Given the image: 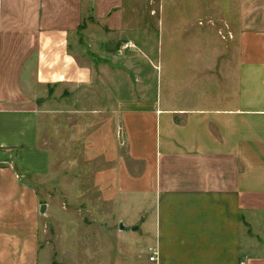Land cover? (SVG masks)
I'll return each instance as SVG.
<instances>
[{"label": "crops", "instance_id": "obj_1", "mask_svg": "<svg viewBox=\"0 0 264 264\" xmlns=\"http://www.w3.org/2000/svg\"><path fill=\"white\" fill-rule=\"evenodd\" d=\"M155 2L0 0V149L18 154L0 168V264H46L43 202L26 180L50 173L38 146L51 90L93 82V67L77 58L91 18L103 43L124 40L116 51L125 42L139 48L134 39L150 51L155 33L159 57L155 92L141 82L119 106L128 155L141 171L132 176L123 161L115 170V209L128 207L117 237L136 249L100 264H264V0H157L159 16L149 22L146 5ZM220 30L230 39L213 42ZM149 247L158 248L157 262Z\"/></svg>", "mask_w": 264, "mask_h": 264}, {"label": "rangeland", "instance_id": "obj_2", "mask_svg": "<svg viewBox=\"0 0 264 264\" xmlns=\"http://www.w3.org/2000/svg\"><path fill=\"white\" fill-rule=\"evenodd\" d=\"M229 1L206 0V5L218 7L225 3V6ZM157 3L156 0L153 5H146L149 22L150 17L159 16ZM139 5L145 8L144 4ZM234 9L235 6L227 14H235ZM170 14L174 12L168 8L167 15ZM99 28L93 18L84 20V49L77 57L84 66L93 67L92 84L78 92L64 94V91L51 90L49 94L53 95L51 113L40 123L38 147L51 158L50 173L46 178L26 180L36 188L45 205L39 243L46 264H100L107 254L111 258L117 252L129 253L136 249L117 237L119 213L128 207L120 201L121 211L115 209L114 197L115 201L122 198L114 196L115 170L123 161L132 176H138L141 171V163L132 161L128 155L119 106L131 98L141 82L151 81L155 92L153 63L158 65L157 40L155 33L149 35L150 51L134 39L139 48L118 53L116 50L124 40L107 45L103 43L105 32ZM228 33L220 30L218 39L213 35L212 41L230 39ZM127 61L132 64H124ZM137 61L146 64L147 74L143 68L139 71ZM17 155L0 149V168L15 163ZM137 180L127 183L137 188ZM132 199L136 207L139 200ZM129 212L130 218H134L136 214ZM135 240L131 244L138 246L140 241L137 237Z\"/></svg>", "mask_w": 264, "mask_h": 264}, {"label": "built area", "instance_id": "obj_3", "mask_svg": "<svg viewBox=\"0 0 264 264\" xmlns=\"http://www.w3.org/2000/svg\"><path fill=\"white\" fill-rule=\"evenodd\" d=\"M135 46L131 44L130 42H125L119 49L118 53H121L126 50L134 49ZM148 254H149V261L150 262H157L158 261V256H159V251L157 247H149L148 248Z\"/></svg>", "mask_w": 264, "mask_h": 264}, {"label": "water", "instance_id": "obj_4", "mask_svg": "<svg viewBox=\"0 0 264 264\" xmlns=\"http://www.w3.org/2000/svg\"><path fill=\"white\" fill-rule=\"evenodd\" d=\"M44 210H45V205H42L41 208H40V212L42 213V212H44ZM137 229H138V227L135 226V227L131 228V231H137ZM119 230H121V231H126L127 228H125V227L123 226V224L120 223V224H119Z\"/></svg>", "mask_w": 264, "mask_h": 264}]
</instances>
